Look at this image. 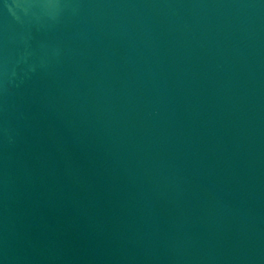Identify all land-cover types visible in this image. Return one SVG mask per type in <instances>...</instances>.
I'll list each match as a JSON object with an SVG mask.
<instances>
[{"label": "water", "instance_id": "water-1", "mask_svg": "<svg viewBox=\"0 0 264 264\" xmlns=\"http://www.w3.org/2000/svg\"><path fill=\"white\" fill-rule=\"evenodd\" d=\"M0 264H264V0H0Z\"/></svg>", "mask_w": 264, "mask_h": 264}]
</instances>
